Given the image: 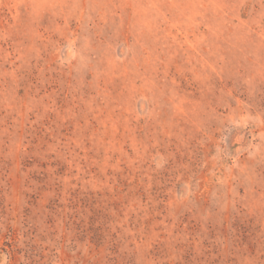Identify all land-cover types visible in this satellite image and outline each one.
<instances>
[{
  "label": "rangeland",
  "instance_id": "1",
  "mask_svg": "<svg viewBox=\"0 0 264 264\" xmlns=\"http://www.w3.org/2000/svg\"><path fill=\"white\" fill-rule=\"evenodd\" d=\"M0 264H264V0H0Z\"/></svg>",
  "mask_w": 264,
  "mask_h": 264
}]
</instances>
